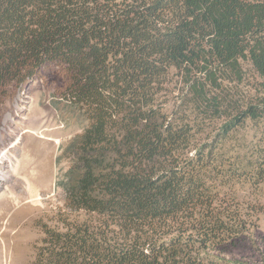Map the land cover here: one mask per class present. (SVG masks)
<instances>
[{
	"label": "trees",
	"instance_id": "obj_1",
	"mask_svg": "<svg viewBox=\"0 0 264 264\" xmlns=\"http://www.w3.org/2000/svg\"><path fill=\"white\" fill-rule=\"evenodd\" d=\"M48 70L84 122L64 188L89 217L32 264L230 262L264 205V147L234 143L264 122V0H0V106Z\"/></svg>",
	"mask_w": 264,
	"mask_h": 264
},
{
	"label": "rangeland",
	"instance_id": "obj_2",
	"mask_svg": "<svg viewBox=\"0 0 264 264\" xmlns=\"http://www.w3.org/2000/svg\"><path fill=\"white\" fill-rule=\"evenodd\" d=\"M55 76L48 70L10 88L0 106V156L8 157L0 175V264H32L48 228L89 217L83 210H72L66 200V147L84 122L61 99ZM235 136L237 145L264 147V122H249ZM245 191L246 201L259 195ZM249 210L255 224L224 248L231 260L227 264H235V259L264 264V205Z\"/></svg>",
	"mask_w": 264,
	"mask_h": 264
},
{
	"label": "bare ground",
	"instance_id": "obj_3",
	"mask_svg": "<svg viewBox=\"0 0 264 264\" xmlns=\"http://www.w3.org/2000/svg\"><path fill=\"white\" fill-rule=\"evenodd\" d=\"M8 153V152H7ZM1 155V154H0ZM4 159H8V157L5 156V153H4V156H0V175H4V171H3V168H2V165L4 166L5 165V162H4ZM9 159H10V156H9ZM6 235V233H4Z\"/></svg>",
	"mask_w": 264,
	"mask_h": 264
}]
</instances>
